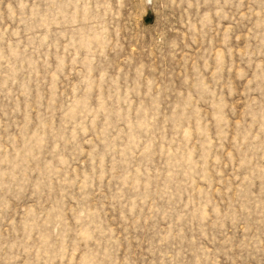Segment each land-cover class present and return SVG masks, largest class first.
Instances as JSON below:
<instances>
[{
	"label": "rangeland",
	"instance_id": "rangeland-1",
	"mask_svg": "<svg viewBox=\"0 0 264 264\" xmlns=\"http://www.w3.org/2000/svg\"><path fill=\"white\" fill-rule=\"evenodd\" d=\"M0 264H264V0H0Z\"/></svg>",
	"mask_w": 264,
	"mask_h": 264
}]
</instances>
